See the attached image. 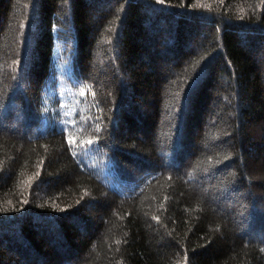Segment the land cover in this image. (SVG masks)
<instances>
[{
	"label": "trees",
	"instance_id": "obj_1",
	"mask_svg": "<svg viewBox=\"0 0 264 264\" xmlns=\"http://www.w3.org/2000/svg\"><path fill=\"white\" fill-rule=\"evenodd\" d=\"M60 45L120 186L46 121ZM0 264H264V0H0Z\"/></svg>",
	"mask_w": 264,
	"mask_h": 264
},
{
	"label": "rangeland",
	"instance_id": "obj_2",
	"mask_svg": "<svg viewBox=\"0 0 264 264\" xmlns=\"http://www.w3.org/2000/svg\"><path fill=\"white\" fill-rule=\"evenodd\" d=\"M60 45L57 57V79H52L45 92L46 121L65 131L73 154L87 169L110 185L119 177L113 161L100 148L96 130L100 127V108L90 84L75 85L67 79L69 59Z\"/></svg>",
	"mask_w": 264,
	"mask_h": 264
},
{
	"label": "snow or ice",
	"instance_id": "obj_3",
	"mask_svg": "<svg viewBox=\"0 0 264 264\" xmlns=\"http://www.w3.org/2000/svg\"><path fill=\"white\" fill-rule=\"evenodd\" d=\"M158 219V218H157Z\"/></svg>",
	"mask_w": 264,
	"mask_h": 264
}]
</instances>
